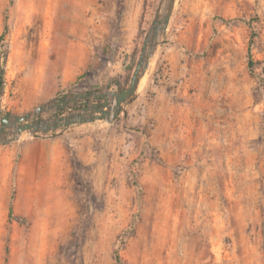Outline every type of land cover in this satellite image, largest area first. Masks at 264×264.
<instances>
[{
  "label": "rangeland",
  "instance_id": "1",
  "mask_svg": "<svg viewBox=\"0 0 264 264\" xmlns=\"http://www.w3.org/2000/svg\"><path fill=\"white\" fill-rule=\"evenodd\" d=\"M168 3L0 0V264H264V0H176L157 33ZM148 37L114 121L13 139L116 102Z\"/></svg>",
  "mask_w": 264,
  "mask_h": 264
},
{
  "label": "water",
  "instance_id": "2",
  "mask_svg": "<svg viewBox=\"0 0 264 264\" xmlns=\"http://www.w3.org/2000/svg\"><path fill=\"white\" fill-rule=\"evenodd\" d=\"M176 0H169L167 13L164 18L160 21H157L158 26L156 27L157 33L163 31L167 28L169 21L171 19L174 7H175ZM151 37H148L145 42V48L141 55V58L138 62V65L134 71L133 77L131 79L130 86L120 93L116 94V102H111L107 99L102 106H93L92 108H86L85 113H72L67 116L58 117L54 121L51 122H36L30 121L33 115L31 113L22 115V116H15L13 119L9 117H5L2 119V122L5 126L13 127L15 130L13 132L14 138L19 139L20 135L25 132L36 133L42 131H48L55 128L69 126L71 124L76 123H89L94 122L96 120H108L114 121L119 114L124 109L125 103H130L137 94V91L140 87L141 79L144 77L147 67L150 63V58L154 53V44L152 43L150 51L146 52V47L148 45L149 40ZM2 60L0 58V75L2 71ZM84 97H90L91 95H83ZM114 103V104H113ZM51 105L50 107H53ZM45 107H39L34 116H37L38 113H41ZM91 111V112H88ZM4 131V128L0 129V133ZM13 139L2 140L3 143H7Z\"/></svg>",
  "mask_w": 264,
  "mask_h": 264
},
{
  "label": "bare ground",
  "instance_id": "3",
  "mask_svg": "<svg viewBox=\"0 0 264 264\" xmlns=\"http://www.w3.org/2000/svg\"><path fill=\"white\" fill-rule=\"evenodd\" d=\"M145 80H146V75L141 79L140 87L145 83ZM20 136L21 137L24 136V133H22ZM48 199L46 200V202L49 201ZM46 202L41 203V206H45ZM43 211H44V216L46 218H49L52 216V215H50V216L47 215L48 211H50L48 205H46V207ZM48 214H50V212ZM46 218H44V217L42 218V220H44L43 226H41L40 223L38 222V220H36V223L33 227V233H32L33 240L36 239L37 241L41 242L42 244H44V242L49 241V239L54 235V232L52 233V231L50 229H48V228H50V226H49L50 221L47 222ZM47 225H48V228H47ZM44 237H45V240H44ZM34 264H52V261H51V258H50V260H47L46 262L42 261V257H40V255H39V256H37Z\"/></svg>",
  "mask_w": 264,
  "mask_h": 264
},
{
  "label": "trees",
  "instance_id": "4",
  "mask_svg": "<svg viewBox=\"0 0 264 264\" xmlns=\"http://www.w3.org/2000/svg\"><path fill=\"white\" fill-rule=\"evenodd\" d=\"M8 33H9V26H8V24H5L4 30H3L2 34L0 35V45L2 44V42L4 41V39ZM254 66H255V61L252 57L251 49H249L248 68L252 73L254 72ZM14 199H15V189L12 190L11 204H10L9 213H8L10 220H12L16 216L15 211H14V206H13ZM19 220L23 221L22 218H19ZM8 253H9V247H7V254ZM115 257H116L117 262H119L120 264H124L122 258L119 256L118 252L115 253Z\"/></svg>",
  "mask_w": 264,
  "mask_h": 264
}]
</instances>
